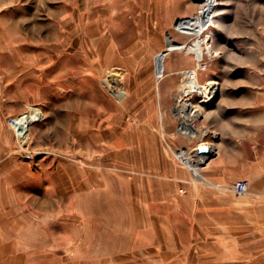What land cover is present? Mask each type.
Returning a JSON list of instances; mask_svg holds the SVG:
<instances>
[{
	"label": "crops",
	"instance_id": "0c3cea01",
	"mask_svg": "<svg viewBox=\"0 0 264 264\" xmlns=\"http://www.w3.org/2000/svg\"><path fill=\"white\" fill-rule=\"evenodd\" d=\"M128 1L132 25L124 33L129 41L101 37L95 67L90 58L84 59L87 64L78 72L68 66L73 46L67 41L42 44L30 65L7 47V75L0 69V76L7 77L11 113L34 106L43 117L31 125L26 153L18 160L33 161L37 150L42 155L36 159L41 167L33 173L22 170L17 176L0 170V264L29 256L23 243L27 221L7 218V197L13 196L21 209L30 204L38 211L41 227L49 222L52 226L74 224L81 234L77 241L84 244L107 234L100 241L116 244L104 257L185 256L202 231L200 224L211 221L213 264L221 259L236 264L238 258L246 259V264H264V201L236 203L229 189L234 181L248 179L250 192L264 193V157L253 153L256 145L240 131L237 106L231 104V120L226 124L215 122L214 108L205 116L221 134L219 154L204 169L207 181H197L190 170L175 162L167 143L173 142L176 129L169 112L176 85L154 86V57L162 48L136 37L151 32L149 23L155 28L165 26L166 21L163 25L158 20L157 2L162 3L163 13H169L167 24L171 25L174 0ZM106 33L107 28L102 34ZM48 50L54 51L53 56L44 61ZM108 69H118L117 75L105 77ZM107 79L116 88L111 89L113 95ZM7 129L14 133L9 125ZM12 178L18 180L12 182ZM64 213L68 218L61 220ZM44 214L52 220L45 223ZM237 215L242 223L237 224Z\"/></svg>",
	"mask_w": 264,
	"mask_h": 264
},
{
	"label": "rangeland",
	"instance_id": "374dc122",
	"mask_svg": "<svg viewBox=\"0 0 264 264\" xmlns=\"http://www.w3.org/2000/svg\"><path fill=\"white\" fill-rule=\"evenodd\" d=\"M200 3L201 1L198 0L172 1L171 25H169L167 24L169 13H163L160 6L162 3L157 2L158 20L162 24L166 21L165 26L162 28L156 24L155 28L154 24L149 23L151 32L147 30L148 32H142L136 37L148 46L160 45L161 51L167 48V33H170L177 42H186L187 37L174 30V23L181 17L196 13ZM214 3L217 5L214 8L216 21L212 37L213 50L217 55L202 77L217 81L219 90L214 102L203 111L204 117L200 124L207 130L205 140L214 143L217 147L215 154L217 156L221 134L215 126L207 122L205 116L209 109L214 108L217 110L215 122L226 124L231 120L230 105L236 104V121L242 124L240 131L248 137V141L256 145L257 151L253 153L264 157V0H215ZM131 5V1L128 0L110 2L107 0H0V69L3 70V75H7V47L12 48L15 55L19 53L18 57L26 65L36 60L41 52L42 44L50 45L57 41L72 43L73 49L69 52L67 64L75 66L76 72L80 71L85 63L87 64L84 59L90 58L93 64L100 61L97 46L101 37H107L110 40L114 38V41H129L127 33L124 32L132 25L131 13L127 12H130L131 9L128 10V8ZM106 28L108 34H102ZM153 29L158 31L153 32ZM165 51L157 57V71L160 74L161 65L162 68L166 65L165 74L168 76L165 75L159 85L163 86L167 82L175 84L173 97L180 82L178 71L193 66L194 60L191 55L183 52V49L167 53ZM53 52L48 50L43 60H51ZM59 52L67 53V51ZM127 57L128 55H125V58ZM153 65L155 75V64ZM117 72L118 69H108L104 71V75L106 77L112 73L115 76ZM3 75L0 76V170L13 171L17 176L22 170L33 173L37 167H41L36 159L42 154L40 150H37L34 152L36 159L33 161L21 163L18 160L23 153H26L24 143L31 139V127L28 138L24 140H19L7 129L8 119L19 111L13 112L14 114L10 111L12 105L9 106L7 103V77ZM108 79L105 84L107 83L109 93L112 94L111 89L115 87L111 86L112 82ZM153 84L156 86L155 76ZM15 106L17 109L18 104L15 103ZM172 106L173 98L169 108L173 116ZM244 123H246L245 126ZM9 140L12 141L11 145L8 144ZM174 143L179 145L180 141L174 140ZM32 146L30 149H33L34 146ZM9 151L12 152L10 156L12 158L9 156L7 158ZM212 159L203 166L202 175ZM15 180L18 178H12V182ZM31 197L33 200L31 201L30 198L29 202L32 203L36 196ZM234 199L236 203L255 199L264 201V193L250 192L247 195L234 193ZM31 206L28 204L27 209H21L17 198L13 196L9 200L7 197V218L15 221L20 218L28 223L24 231L23 243L28 247L29 256L22 260L13 259L11 264H213L211 221L200 224L199 228L202 231L197 233L196 241L188 248L191 251H186L185 256L169 257L163 260L146 257H104L105 252H113L109 248L116 244L107 240L100 241L99 238L106 239L107 234L98 235L96 240L84 244L77 241L81 234L77 232L74 224L60 223L52 226L49 222L47 225L43 224V227L39 226L38 211L30 208ZM60 216L61 220L68 218L66 213ZM241 218L240 215L236 216V219H239L237 224L242 223ZM48 220L52 219L44 214L45 223ZM103 229L107 230L106 226ZM245 261L244 258H238L236 264H246ZM220 264H226V259H221Z\"/></svg>",
	"mask_w": 264,
	"mask_h": 264
},
{
	"label": "built area",
	"instance_id": "2783aa9c",
	"mask_svg": "<svg viewBox=\"0 0 264 264\" xmlns=\"http://www.w3.org/2000/svg\"><path fill=\"white\" fill-rule=\"evenodd\" d=\"M198 1L201 3L196 13L181 17L174 23V30L185 35L187 41L177 42L170 33H167V39L170 38L174 43L182 44L183 52L191 55L194 60L193 66L178 71L180 82L172 97L171 111L176 121L174 140L180 141V143L176 145L173 140V142L167 143V149L178 164L191 171L195 179L206 180L201 170L207 161L213 158L212 156H216L217 147L213 142L205 140L207 130L200 122L204 117L205 107L210 106L215 100L219 83L212 84V79L202 77L209 70L217 55L213 50L212 37L216 17H214L213 7L211 8V0ZM187 23H191V26H188ZM163 51L154 57L156 85L166 75V65L160 75L157 72V57ZM36 110L41 112L37 107H31L8 119L9 126L19 140L27 139L31 125L42 120V114ZM201 146H207L209 151L202 153ZM229 189L237 195H247L250 192V181L238 179L229 186Z\"/></svg>",
	"mask_w": 264,
	"mask_h": 264
},
{
	"label": "bare ground",
	"instance_id": "6f19581e",
	"mask_svg": "<svg viewBox=\"0 0 264 264\" xmlns=\"http://www.w3.org/2000/svg\"><path fill=\"white\" fill-rule=\"evenodd\" d=\"M215 2V0H211V8L213 7V9L215 8V6L217 5L216 3H214ZM187 25L188 26H191V23H187ZM167 41H168V43H167V48H166V53L167 52H170V51H174V50H178V49H183L184 50V47L182 46V44H178V43H174L173 41H172V39H170V38H168L167 39ZM162 70H163V68H162V65H161V73H162ZM158 72V71H157ZM160 73V74H161ZM159 74V75H160ZM211 83L212 84H218V82L217 81H213V80H211ZM121 95L120 96H123V94L124 93H122V92H119ZM116 94H118V93H116ZM36 111H38V113H40V114H42L39 110H36ZM209 144V143H208ZM213 145V144H212ZM211 147V146H210Z\"/></svg>",
	"mask_w": 264,
	"mask_h": 264
},
{
	"label": "water",
	"instance_id": "95a60500",
	"mask_svg": "<svg viewBox=\"0 0 264 264\" xmlns=\"http://www.w3.org/2000/svg\"><path fill=\"white\" fill-rule=\"evenodd\" d=\"M200 150H201L202 153H206V152L209 151V148L207 146H201ZM212 157H214V156H212Z\"/></svg>",
	"mask_w": 264,
	"mask_h": 264
}]
</instances>
